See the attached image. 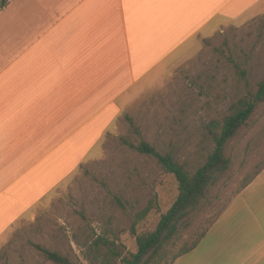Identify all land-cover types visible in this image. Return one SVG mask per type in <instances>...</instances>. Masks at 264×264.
<instances>
[{
	"label": "rangeland",
	"instance_id": "374dc122",
	"mask_svg": "<svg viewBox=\"0 0 264 264\" xmlns=\"http://www.w3.org/2000/svg\"><path fill=\"white\" fill-rule=\"evenodd\" d=\"M8 1L0 0V8ZM260 7L264 0L246 16ZM212 25L211 34L206 29V35L190 39L196 45L179 65L170 67V59L150 77L152 84L142 82L127 93L135 97L83 162L31 216L0 237V264H56L37 245L74 264H99L86 256L98 237L108 241L100 250L108 255L106 264H122L121 257L136 250V237L154 229L178 193L174 175L138 151V143L144 140L194 172L213 149V125L221 124L240 97H251L264 78V11L244 19L221 16ZM224 154L228 169L191 213L190 226L165 246L158 264H264V101L227 141ZM193 243L194 250L180 255Z\"/></svg>",
	"mask_w": 264,
	"mask_h": 264
},
{
	"label": "crops",
	"instance_id": "0c3cea01",
	"mask_svg": "<svg viewBox=\"0 0 264 264\" xmlns=\"http://www.w3.org/2000/svg\"><path fill=\"white\" fill-rule=\"evenodd\" d=\"M261 1L9 0L1 7L0 237L83 162L135 97L128 92L152 84L170 59V67L185 60L196 45L190 39L211 34L213 21L252 17L264 11L246 16Z\"/></svg>",
	"mask_w": 264,
	"mask_h": 264
},
{
	"label": "trees",
	"instance_id": "16d2710c",
	"mask_svg": "<svg viewBox=\"0 0 264 264\" xmlns=\"http://www.w3.org/2000/svg\"><path fill=\"white\" fill-rule=\"evenodd\" d=\"M263 101L264 78L257 83L256 90L251 97H240L230 107L229 113L223 117L221 124L213 125L215 129L209 131L213 149L204 163L192 173L184 163L173 159L171 155L161 154L144 140L138 143L136 146L138 151L154 157L165 172L174 175L178 193L171 206L160 215L154 229L136 237V250L121 257L122 264H158L163 261L165 246L190 226L191 213L198 208L200 201L206 197L211 186L221 179L228 169L229 159L224 154L225 144L246 123L255 104ZM218 126L219 129H217ZM248 183L249 181L243 187ZM117 201L118 204H121L119 199ZM146 210L139 213L138 217L143 218ZM107 242L101 237L96 238L87 246L86 256L94 263L98 261L99 264H106L109 260L108 255L100 250L101 245L107 244ZM196 244L193 243L191 246L181 249L180 255L194 249ZM37 247L46 259L56 264H74L57 251L46 249L40 245ZM108 250L112 255L117 254L111 248Z\"/></svg>",
	"mask_w": 264,
	"mask_h": 264
}]
</instances>
